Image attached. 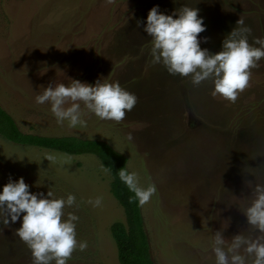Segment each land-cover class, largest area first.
<instances>
[{
	"label": "rangeland",
	"instance_id": "obj_1",
	"mask_svg": "<svg viewBox=\"0 0 264 264\" xmlns=\"http://www.w3.org/2000/svg\"><path fill=\"white\" fill-rule=\"evenodd\" d=\"M184 4L199 10L205 29L198 39L209 52L220 49L239 16L251 28L250 43L264 37V0H0V106L24 133L109 143L141 186L155 185L156 193L140 205L154 264H214L212 233L254 235L239 206L251 191L245 181L264 182V59L250 70L249 87L234 103L213 97L211 80L193 86L189 77L151 63L143 31L147 10L158 5L170 14ZM70 79L119 82L137 103L120 122L88 113L84 126L58 124L49 105L34 98L43 87ZM46 153L57 162L43 158ZM17 177L30 192L72 193L76 204L64 209L65 216L79 217L76 238L93 244L91 264H119L109 227L125 220L123 209L94 155L0 137V185ZM96 196L100 206L86 203ZM19 226V218L0 223V264H31L14 232ZM67 264L82 262L74 257Z\"/></svg>",
	"mask_w": 264,
	"mask_h": 264
},
{
	"label": "clouds",
	"instance_id": "obj_2",
	"mask_svg": "<svg viewBox=\"0 0 264 264\" xmlns=\"http://www.w3.org/2000/svg\"><path fill=\"white\" fill-rule=\"evenodd\" d=\"M198 11L186 4L170 14L158 11V5L147 10L143 31L150 37L151 63L162 65L170 75L189 77L193 86L211 80L210 94L234 103L238 94L249 87L250 70L264 59V37H253L250 43L251 28L239 16L235 27L224 36L220 49L209 52L200 47L198 34L204 31L205 25ZM70 80L69 84H49L34 98L37 104L49 105L58 124L84 126L83 117L88 113L101 120L120 122L137 103L136 95L122 88L119 82L97 79L89 84ZM43 158L57 162L53 153H46ZM66 162L59 161L60 164ZM118 178L133 193L130 202L135 199L139 205H144L157 191L151 182L141 186L136 171L122 167ZM245 183L251 191L245 198L247 202L239 207L255 234L238 232L225 238L221 230L212 233L214 264H264V182ZM28 187L23 177L9 178L0 185V223L7 226L9 220L20 219V226L14 232L28 248L31 264H67L74 250L83 251L88 246L86 240L76 238L75 222L79 217L73 212L65 216L64 212L66 207L76 204V197L72 193L54 197L51 190L46 194L35 193L28 191ZM86 203L98 207L102 197L89 198Z\"/></svg>",
	"mask_w": 264,
	"mask_h": 264
},
{
	"label": "trees",
	"instance_id": "obj_3",
	"mask_svg": "<svg viewBox=\"0 0 264 264\" xmlns=\"http://www.w3.org/2000/svg\"><path fill=\"white\" fill-rule=\"evenodd\" d=\"M0 137L23 146H32L68 155L92 154L110 176L109 190L123 209L124 221L111 223L109 232L116 248L119 264H154L149 249L148 237L144 228L140 205L129 197L133 196L118 178L120 168L126 170V157L109 143L76 136H50L24 133L14 119L0 106ZM94 237V236H93ZM92 237V240L94 239ZM79 240V239H78ZM93 244L88 249L74 250L70 258H78L82 264L96 260Z\"/></svg>",
	"mask_w": 264,
	"mask_h": 264
}]
</instances>
